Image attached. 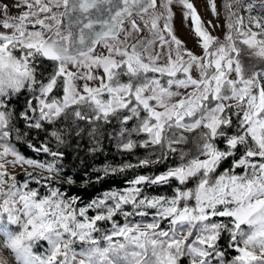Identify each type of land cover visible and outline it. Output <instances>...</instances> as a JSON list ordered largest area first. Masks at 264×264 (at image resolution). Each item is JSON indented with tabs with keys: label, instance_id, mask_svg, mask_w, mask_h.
Listing matches in <instances>:
<instances>
[{
	"label": "snow or ice",
	"instance_id": "6c2138e0",
	"mask_svg": "<svg viewBox=\"0 0 264 264\" xmlns=\"http://www.w3.org/2000/svg\"><path fill=\"white\" fill-rule=\"evenodd\" d=\"M257 4L264 12V0H223L221 39L209 30L219 25L206 26L192 0H0V264H9L5 253L15 264H264V15H252ZM175 5L191 21L199 53L175 34ZM208 5L219 16L217 0ZM24 91L30 95L17 113L10 105ZM17 116L37 130L71 120L95 133L100 122H116L123 151L151 150L136 164L105 166V176L176 154L179 162L77 208L79 198L59 189L41 196L27 181L16 183L9 168L17 165L49 173L44 181L61 172L13 146V132L25 134ZM51 136L63 143L61 130ZM189 143L194 152L179 147ZM173 181L171 196L145 194ZM150 214L147 222L129 220ZM100 222H111L110 231ZM41 243L42 254L34 250Z\"/></svg>",
	"mask_w": 264,
	"mask_h": 264
},
{
	"label": "trees",
	"instance_id": "16d2710c",
	"mask_svg": "<svg viewBox=\"0 0 264 264\" xmlns=\"http://www.w3.org/2000/svg\"><path fill=\"white\" fill-rule=\"evenodd\" d=\"M245 16L248 13L245 11ZM252 15L259 16L264 15L259 5L253 10ZM49 71L51 65H46ZM59 95V93H57ZM30 93L24 91L18 98L13 99L11 108L15 109L18 113L23 110L26 99ZM15 127L19 128L21 132L25 133L16 138L15 131L12 134V144L26 158H31L41 162L55 163L61 172L59 175L51 181L40 180V176H48L49 173L40 169L23 168L11 175L16 177V183L21 187L24 183L28 182V189H34L40 192V195H46L49 189H59L66 196L78 197L77 208L84 207L92 200L102 197L103 194L111 190H121L127 186V181L134 178L137 175H153L166 171L168 167L173 166L179 162V155H173L165 162L152 165L150 167H138L134 169H127L124 172H118L115 174L104 175L103 171H100L105 166L119 167L124 163L136 164L141 158H144L151 151L136 148L131 152L123 151L120 148L121 138L119 137V128L116 122L105 125L100 122L97 126V131L92 133V127L86 122L78 121L72 123L69 121H60L57 124L47 126L43 130L29 129L24 121L18 116L15 117ZM61 130L63 134V143H58L57 140L51 136V132L54 130ZM92 133V134H90ZM126 139V138H125ZM133 139H139L133 137ZM191 140V137H190ZM47 144L52 152H60L63 155L59 158H53L50 154L43 152H37L29 145ZM184 151L192 150L194 152V146L189 143L187 146L180 145ZM160 154V150H156V155ZM155 159V156L152 157ZM229 167V164H225L224 168ZM223 171V168L220 169ZM33 172L38 174L36 179L30 178L27 173ZM68 177H71L75 182L68 184L66 181ZM103 177L102 179H97ZM39 180V182H37ZM177 182L173 181L168 186H153L145 189L147 195H169L173 194V189L177 187ZM195 182L188 185V187H194ZM23 190V189H22ZM128 210H131L130 207ZM94 210H90L88 215L91 217L95 215ZM119 223H124L122 216L116 217ZM139 216L130 217L129 220H138ZM165 226L167 222L163 223ZM103 231L111 229V222L98 223ZM223 243V242H222ZM40 246V245H39ZM34 250L40 253V247ZM230 256L236 255L234 251H229ZM182 264H189L188 258H182Z\"/></svg>",
	"mask_w": 264,
	"mask_h": 264
},
{
	"label": "rangeland",
	"instance_id": "374dc122",
	"mask_svg": "<svg viewBox=\"0 0 264 264\" xmlns=\"http://www.w3.org/2000/svg\"><path fill=\"white\" fill-rule=\"evenodd\" d=\"M192 2L195 4L201 18L203 21H205V25L207 26V21H212L214 25H219L216 28H209L210 31H212L213 35L218 36L219 38L223 39L226 28H225V21H226V13L223 8V0H217V8L219 12V16H214L213 13L209 9L208 0H192ZM174 16L172 20V26L175 34L186 44V46L199 53L200 49L197 47L196 41L194 39V35L191 31V21L188 19H184L182 16V9L180 5H175L173 8ZM245 11L241 10V14L244 15ZM245 16V15H244ZM8 159H11L9 157ZM23 168H31L28 166H15L10 167L9 172L12 174L20 169ZM141 219L147 221L151 220V214L148 217H139L138 220H131L132 222H138ZM123 224V223H122ZM164 228L168 227V224L165 226L162 225ZM14 230H17L16 226H11ZM110 231V229L108 230ZM40 253L42 254L47 247L46 243L40 244ZM77 250H79V247H77ZM5 256L8 258L9 264H15V261L11 258V255L9 253H5Z\"/></svg>",
	"mask_w": 264,
	"mask_h": 264
},
{
	"label": "flooded vegetation",
	"instance_id": "af4514ba",
	"mask_svg": "<svg viewBox=\"0 0 264 264\" xmlns=\"http://www.w3.org/2000/svg\"><path fill=\"white\" fill-rule=\"evenodd\" d=\"M145 35H148V33H145Z\"/></svg>",
	"mask_w": 264,
	"mask_h": 264
},
{
	"label": "water",
	"instance_id": "95a60500",
	"mask_svg": "<svg viewBox=\"0 0 264 264\" xmlns=\"http://www.w3.org/2000/svg\"><path fill=\"white\" fill-rule=\"evenodd\" d=\"M61 11L63 10V9H60Z\"/></svg>",
	"mask_w": 264,
	"mask_h": 264
}]
</instances>
